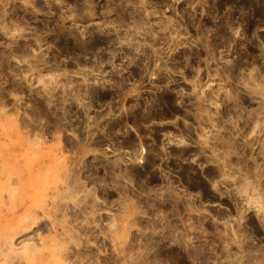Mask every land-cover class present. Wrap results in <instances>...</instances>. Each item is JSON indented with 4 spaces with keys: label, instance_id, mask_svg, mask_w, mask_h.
<instances>
[{
    "label": "rangeland",
    "instance_id": "374dc122",
    "mask_svg": "<svg viewBox=\"0 0 264 264\" xmlns=\"http://www.w3.org/2000/svg\"><path fill=\"white\" fill-rule=\"evenodd\" d=\"M211 3L0 0V264H264V26L225 30L217 62L241 66L198 97L217 40L187 24ZM163 94L208 111L137 126Z\"/></svg>",
    "mask_w": 264,
    "mask_h": 264
},
{
    "label": "flooded vegetation",
    "instance_id": "af4514ba",
    "mask_svg": "<svg viewBox=\"0 0 264 264\" xmlns=\"http://www.w3.org/2000/svg\"><path fill=\"white\" fill-rule=\"evenodd\" d=\"M264 2V0H212L211 6L212 9L214 10V12L216 13V20L215 22L212 23V19L211 17L209 18L210 22H206L205 23H201V22H194L193 20L189 21V24H187L188 22V16L186 15V11L184 10L183 12L185 13V15L183 16V23L186 26L189 25V27H192L194 25H196L197 28V24L199 23V30L198 33L200 36H203L202 33H205V26L211 24L213 27L212 29V34L211 36L217 40L218 38H220L224 33L225 30H229V29H234L235 25L241 24L242 27H244V31L247 32L249 35H252V33L254 32L255 28L258 26H264V13L262 10V7H260L259 3ZM223 43V41H219L217 40L215 42V49L213 51V55H216L218 52V47ZM201 50H199L198 53V59L200 61L195 62V65H191L190 68H195L197 70L198 73V77L194 78L195 84L197 85V96L201 97L203 96V92L206 93V88H203L204 85L210 84L211 81L212 82V86L215 87L214 89L211 90L212 95L214 98H217L220 95H223V91H228V88H219V85H223V83L220 82H224L227 80H230L233 82L234 78H226L225 77V72L226 74H230L233 75L234 74V69L238 68L240 65V63H234V62H230V64L228 62L224 63L221 67L219 66V62H217V55L214 56L215 57V61L210 64L208 63H203L202 62V57L204 55V53ZM248 53V52H247ZM249 55V54H247ZM233 58H235L233 56ZM247 59V57H246ZM195 66V67H194ZM183 67L185 70V76L187 74L186 72V62H183ZM225 70V72H220V70ZM208 71H212L214 72V75H220V77H215V78H208L206 77L207 74L211 73ZM223 76V77H221ZM191 78H189L187 80V78H185V82L187 83V81H190ZM220 81V82H218ZM233 84V83H232ZM185 85V83H184ZM184 90V89H183ZM221 101L223 100V98L220 96ZM178 100V97H176V95H162L158 98L157 102V107L158 109H156L155 111H152L153 114H156L155 116L158 118H173V117H180V118H187L189 116H193V117H201L204 116L203 112H207V106L208 103L206 102H201L199 101L197 104L194 103V101H182ZM226 102L221 104L220 109L215 110V104L212 105V110H211V116H213V118H219V122H221L219 127L215 126V129H213L214 131L217 132V128L219 129L221 126H223L225 123L227 126V123L229 121V118H231V116L234 115V112H237L235 110H232L231 108V103L227 102V100L225 99ZM194 104V105H192ZM217 106H219V104L216 103ZM193 111V112H192ZM206 116H208L207 114H205ZM222 118H226V120H223ZM203 123V122H202ZM201 126V125H200ZM214 126V124H213ZM182 127V125H181ZM213 141L211 142V148H218L219 144H220V138L225 139L226 143H230L229 141V136H219L217 133H213ZM199 152L201 153V150H199ZM200 159H202L200 157Z\"/></svg>",
    "mask_w": 264,
    "mask_h": 264
},
{
    "label": "bare ground",
    "instance_id": "6f19581e",
    "mask_svg": "<svg viewBox=\"0 0 264 264\" xmlns=\"http://www.w3.org/2000/svg\"><path fill=\"white\" fill-rule=\"evenodd\" d=\"M259 5H260V7H262V10H263V12L262 13H264V2H262V3H259ZM156 114H153L152 113V111H150V113L149 114H145V115H139V116H137V115H135L134 116V123L137 125V126H140V125H144V124H147V123H150L151 121H152V119H155V118H158V117H156L155 116ZM202 117V116H201ZM200 117V118H201ZM219 118H213L212 119V124H214V126H216V127H219L220 126V124H221V122H219ZM150 121V122H149ZM185 140V139H184ZM183 140V141H184ZM187 140V139H186ZM35 141H39L38 139H35ZM35 141H33V142H31V145H33V146H36L37 144L35 143ZM40 142V141H39ZM38 142V143H39ZM136 142H137V145H136ZM130 143H133L132 144V148H134L135 147V151L134 152H129V153H127V152H119V153H115L114 155L116 156L117 155V160H119V161H121L120 163H122L123 161H124V163H126V161L127 162H132V161H134L135 159H138L139 160V163L140 164H142L143 162H141V159H142V154L143 153H145V152H147V151H145L143 148V145L141 144L142 142L140 141V138H138L137 139V141L135 140V141H133V142H130ZM58 147H61V144H60V142H58V145H57ZM137 147V148H136ZM83 148V147H82ZM138 149H140V152H139V150ZM154 153V152H153ZM101 155H103L104 156V154H102V153H100ZM105 157V156H104ZM220 173V172H219ZM213 174H214V172H213ZM216 175V174H215ZM49 213V215H50V211L48 212ZM52 214V213H51ZM56 264H62V263H60V262H57Z\"/></svg>",
    "mask_w": 264,
    "mask_h": 264
}]
</instances>
